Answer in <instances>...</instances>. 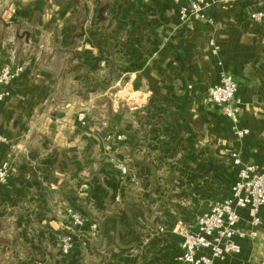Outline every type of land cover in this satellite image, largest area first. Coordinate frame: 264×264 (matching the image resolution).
Instances as JSON below:
<instances>
[{"label": "crops", "instance_id": "obj_1", "mask_svg": "<svg viewBox=\"0 0 264 264\" xmlns=\"http://www.w3.org/2000/svg\"><path fill=\"white\" fill-rule=\"evenodd\" d=\"M96 6L104 16L93 15ZM178 7L173 0H0V61L14 38L23 66L13 94L0 101L7 138L0 163L9 153L11 168L0 183V264H67L73 256L80 264H105L108 247L127 249L112 264H183L176 261L182 242L176 214L184 209L193 223L210 210V199L231 194L238 172L231 152L243 163L264 162V22L244 15L264 8V0L213 5L205 11L211 23H181ZM211 37L216 55L207 46ZM131 42L147 62L115 78L110 48ZM220 72L237 83L239 126L249 131L243 137L233 134L208 94ZM125 83L144 99L143 111L114 101L113 90ZM95 100L105 106L97 117ZM119 133L124 140L115 139ZM99 185L127 218L94 205L91 190ZM68 206L98 228L71 226ZM261 214L257 235L236 238L240 252L213 264H264V207ZM238 215V227L249 232L248 210ZM64 233L74 237L68 256L58 247Z\"/></svg>", "mask_w": 264, "mask_h": 264}, {"label": "built area", "instance_id": "obj_2", "mask_svg": "<svg viewBox=\"0 0 264 264\" xmlns=\"http://www.w3.org/2000/svg\"><path fill=\"white\" fill-rule=\"evenodd\" d=\"M149 0H141L147 3ZM179 3L177 16L181 23L194 21L212 20L207 16L206 9L226 4L236 0H173ZM15 12V9L11 10ZM242 10H238L239 13ZM243 15V14H242ZM246 18L257 23L264 22V8H249L244 13ZM207 46L211 54L216 55L219 46L214 38H209ZM5 62L0 64V101L9 98L16 87L17 80L23 73V66L18 60V51L14 38L11 39L6 52ZM208 94L213 104L218 107L221 113L229 120L233 134L243 137L248 134V129L239 126V111L241 99L237 95V83L232 75L227 72H220L218 82L208 88ZM78 119L82 126L86 124V113H78ZM115 139H125V135L119 133ZM107 139L106 148L113 149V144ZM7 138L0 132V143H6ZM231 161L238 166L237 178L231 186V194L223 200L212 204L210 210L199 215L193 223H180L177 228L181 236L180 254L177 259L183 264H213L214 260H223L225 257L240 252V245L236 238L255 237L257 227L263 223L261 214L264 207V162L243 163L237 153H230ZM116 168L126 172L124 163H116ZM10 154L0 163V183H6L10 175ZM88 189L86 182L81 184V189ZM246 208L249 215L251 230L245 232L238 227V209ZM66 215L69 224L73 227H83L89 224L93 230L98 228L97 222L89 220L76 208L68 206ZM59 251L62 256L72 253L74 237L71 233H64L58 240ZM204 250L207 253L203 252Z\"/></svg>", "mask_w": 264, "mask_h": 264}, {"label": "trees", "instance_id": "obj_3", "mask_svg": "<svg viewBox=\"0 0 264 264\" xmlns=\"http://www.w3.org/2000/svg\"><path fill=\"white\" fill-rule=\"evenodd\" d=\"M175 49L177 50L182 49V44H179ZM110 51L112 53L111 55L113 56V64L110 71L114 74L115 78L121 76L122 74L137 72L141 70L147 62L146 56L143 54V52L139 50L138 45L134 42L129 43L126 47H118L116 49L110 48ZM184 58L185 56L182 53V50H180V54L177 57V61L181 67L183 65ZM96 66L97 63L93 66V71L96 69ZM85 89H87V87H85ZM152 119L154 120L155 118ZM150 121H148V123L145 124L144 126L145 128H147L148 125H150L149 123ZM147 131H150V133L153 134L157 133L155 129H148ZM147 135L148 133L145 132L143 138H138V140L141 141L139 145H142V143L146 141ZM150 140H152V137H150ZM135 148L137 147L135 146ZM105 191L106 189L102 185H99L97 188H92L91 196L92 199L94 200V205L98 209L110 211L111 214L116 216L119 220H123L127 218L128 213L126 212L125 209L118 210L116 204L113 202L112 199L104 197ZM126 250H127L126 248L117 247V250H114L112 247L111 248L108 247L107 250L103 252V256H104L103 259L104 260L106 259L105 264H112L111 260L116 258L118 255L124 253ZM64 262L65 260L63 259L58 261L59 264H64ZM67 264H80V263H79V259L73 256L72 259H70L67 262Z\"/></svg>", "mask_w": 264, "mask_h": 264}, {"label": "rangeland", "instance_id": "obj_4", "mask_svg": "<svg viewBox=\"0 0 264 264\" xmlns=\"http://www.w3.org/2000/svg\"><path fill=\"white\" fill-rule=\"evenodd\" d=\"M98 7L99 6H96L95 9H93V15L95 16V14L100 11L101 12V15L104 16L105 15V9L102 8L103 10H100ZM6 56H7V54L4 53L3 54V59L0 61V63L5 62ZM109 74H111V72H109ZM109 74H108V76H109ZM95 88L93 89V91L96 90ZM98 90H100V89H98ZM99 92H101V91H99ZM113 92H115L112 95L114 101H117L121 105L122 109H124V110L131 109L132 111H143L144 105H143L142 102L144 101V99L143 98H139L137 96L138 95L137 91L133 89V87L131 86L130 83H128L127 85L125 83V84H122L121 86H118L117 89H114L113 90ZM103 93H104V91H102V94ZM103 109H105V106H104V103L103 102L102 103H98L97 100H95V102H93V109H92L93 116L97 117V114L98 113H101L103 111ZM158 113L161 114L162 111H159ZM230 130H231V127H230ZM109 143H113V141H111V139H110L109 140ZM104 150H105V153H107V154H110V152L112 151V150L107 149L106 148V145H105ZM109 159H111L112 161H114L115 162V165H116V163H123V162H120V161L115 160L111 156H109ZM210 200L212 201V204L218 201V200L216 201V200H213V199H210ZM182 209H180V210H182ZM187 214L188 213H185V211L183 209V212H181V213L178 212L176 215L179 217V220L181 221V223H185V222L188 223V216H187ZM176 261L178 262L179 260L176 259ZM244 264H252V263L246 262Z\"/></svg>", "mask_w": 264, "mask_h": 264}, {"label": "water", "instance_id": "obj_5", "mask_svg": "<svg viewBox=\"0 0 264 264\" xmlns=\"http://www.w3.org/2000/svg\"><path fill=\"white\" fill-rule=\"evenodd\" d=\"M98 17H101V12L99 11V13H98Z\"/></svg>", "mask_w": 264, "mask_h": 264}]
</instances>
